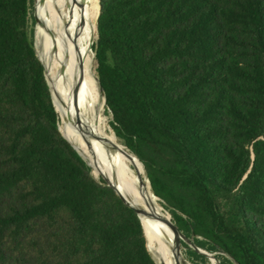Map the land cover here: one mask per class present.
Listing matches in <instances>:
<instances>
[{
	"label": "trees",
	"instance_id": "1",
	"mask_svg": "<svg viewBox=\"0 0 264 264\" xmlns=\"http://www.w3.org/2000/svg\"><path fill=\"white\" fill-rule=\"evenodd\" d=\"M99 4L115 137L195 246L264 264V0ZM33 6L0 0V264H156L136 212L59 130Z\"/></svg>",
	"mask_w": 264,
	"mask_h": 264
},
{
	"label": "bare ground",
	"instance_id": "2",
	"mask_svg": "<svg viewBox=\"0 0 264 264\" xmlns=\"http://www.w3.org/2000/svg\"><path fill=\"white\" fill-rule=\"evenodd\" d=\"M40 1L42 10L36 0L40 12L37 17L38 41L47 48L46 65L39 57L62 122L60 132L91 166L92 173L107 179L105 174L110 183L126 193L134 206L163 216L164 208L142 176L140 163L107 133L106 118L101 116L104 100L97 90L93 69L95 56L92 54L99 15L98 0ZM141 222L148 250L157 264H175L177 257L182 264H189L173 250L174 243L162 221L142 216Z\"/></svg>",
	"mask_w": 264,
	"mask_h": 264
},
{
	"label": "rangeland",
	"instance_id": "3",
	"mask_svg": "<svg viewBox=\"0 0 264 264\" xmlns=\"http://www.w3.org/2000/svg\"><path fill=\"white\" fill-rule=\"evenodd\" d=\"M40 9L42 10V1H40ZM40 14V12H38L37 11V17H38V15ZM31 28H32V31H33V40H34V46H35V49H36V43H35V35H36V33H37V49H36V52H37V54H38V56H40L42 59H43V61L45 62V65H46V61H45V59H44V56H45V53H46V50H47V48H46V46L44 45V44H40L39 43V28H38V20H37V18H36V16H35V0H34V6H33V8H32V10H31ZM97 30H96V38H95V41H94V43L96 42V40H97ZM94 43H93V45H94ZM92 54H93V56H95V52H94V50H93V47H92ZM93 69H94V72H95V76H96V82H97V90L99 91V84H98V75H97V61H96V58L94 57V64H93ZM104 106H105V103L103 102L102 103V106H101V116L102 117H105L106 118V122H104V125H105V128H106V131H107V133L110 135V136H112L114 139H115V141H117L119 144H121V146H123L127 151H129L136 159H137V157L117 138V137H115V135H114V133H113V130H112V128H111V126H110V124H109V121L111 122L112 121V115H111V113H109V111L107 110V107H106V113H107V115L105 114V112H104ZM61 127H62V122L61 121H59V128L61 129ZM62 131V130H61ZM63 131H65L64 129H63ZM62 131V132H63ZM138 160V159H137ZM139 162V161H138ZM141 165V164H140ZM142 167V166H141ZM132 169L134 170V168L132 167ZM146 174H147V172H146ZM93 175H94V177L96 178V179H99L100 177H101V175H95L94 173H93ZM142 176L143 177H145L146 179H147V181H148V178L146 177V176H148V175H145V172L143 171V168H142ZM149 183V182H148ZM150 185V184H149ZM158 200H159V202H160V204H161V200H160V198H158ZM163 207V206H162ZM164 208V207H163ZM163 217L164 218H166V219H169V218H171V220H172V216H171V214L169 213V211H167L165 208H164V211H163ZM191 241V240H190ZM182 242H185L184 240H182ZM192 242V241H191ZM186 243V242H185ZM186 244H188V243H186ZM183 250V251H182ZM184 252V253H183ZM208 253H210V254H213V256H214V258H215V260L212 258V257H207L208 258V263H205L204 261H201L200 260V264H221V262H222V259L221 258H219L217 255H218V253H211V252H208ZM184 259H186L187 261H188V263L189 264H193L190 260H188L189 259V257H188V254H187V248L183 245V243H182V249H181V253H179ZM187 256V258H186V256Z\"/></svg>",
	"mask_w": 264,
	"mask_h": 264
},
{
	"label": "water",
	"instance_id": "4",
	"mask_svg": "<svg viewBox=\"0 0 264 264\" xmlns=\"http://www.w3.org/2000/svg\"><path fill=\"white\" fill-rule=\"evenodd\" d=\"M98 7H99V10H100V4H99V0H98ZM97 24V23H96ZM96 30H97V27H96ZM97 37H98V34H97ZM38 55V54H37ZM39 57V56H38ZM40 59V58H39ZM44 65V64H43ZM45 68V67H44ZM45 75H46V70H45ZM46 79H47V75H46ZM47 82H48V79H47ZM100 83V82H99ZM48 85H49V82H48ZM50 87V85H49ZM100 88L104 94V89L103 87L100 85ZM51 90V88H50ZM51 94H52V91H51ZM104 97H105V94H104ZM105 104H106V98H105ZM64 136V135H63ZM74 147V146H73ZM75 148V147H74ZM76 149V148H75ZM76 151L79 153V151L76 149ZM79 155L82 157V155L79 153ZM135 155V154H134ZM136 156V155H135ZM137 157V156H136ZM83 158V157H82ZM138 159V157H137ZM83 160L85 161V159L83 158ZM139 160V159H138ZM140 161V160H139ZM86 162V161H85ZM87 163V162H86ZM140 163L142 164V162L140 161ZM88 165V163H87ZM143 165V164H142ZM89 166V165H88ZM144 167V166H143ZM145 170V168H144ZM146 172V170H145ZM147 175V174H146ZM148 178V176H147ZM103 180L107 183V185L111 186L115 192L121 197V199L125 202L126 205H128L130 208H132L136 214L138 215V217L140 218L141 220V217L142 216H146V217H152V218H155L157 220H160L164 223H167L171 229L173 230L174 232V244H173V250L176 252V253H181V249H182V240H184L186 243H188L194 250H196L197 252L199 253H202L204 255H206L207 257H212L214 260V256L213 254H210L208 253L207 251L195 246L180 230L179 228L176 226V224L170 219H166L164 218L163 216H158L152 212H149L147 210H145L144 208H142L141 206H134L133 204H131V202L129 201V199L127 198L126 196V193H124L123 191L119 190L117 187H115V185H113L112 183H110L107 179L103 178ZM149 180V178H148ZM150 182V181H149ZM151 185V184H150ZM152 188V187H151ZM156 196V195H155ZM157 197V196H156ZM158 198V197H157ZM145 234V233H144ZM146 237V236H145ZM147 241V240H146ZM148 248V247H147ZM149 251V250H148ZM150 253V252H149ZM151 255V254H150ZM152 256V255H151ZM153 258V257H152ZM153 260L155 261V259L153 258ZM183 262H185V260H183ZM155 263L157 264V262L155 261ZM175 264H182V261L177 257L176 258V263Z\"/></svg>",
	"mask_w": 264,
	"mask_h": 264
}]
</instances>
